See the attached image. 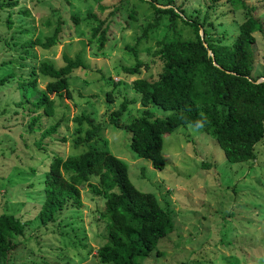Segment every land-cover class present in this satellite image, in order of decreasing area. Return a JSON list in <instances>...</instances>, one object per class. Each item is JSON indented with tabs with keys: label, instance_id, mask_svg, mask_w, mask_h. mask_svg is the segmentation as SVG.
<instances>
[{
	"label": "rangeland",
	"instance_id": "rangeland-1",
	"mask_svg": "<svg viewBox=\"0 0 264 264\" xmlns=\"http://www.w3.org/2000/svg\"><path fill=\"white\" fill-rule=\"evenodd\" d=\"M155 1L163 4L167 0ZM244 1L253 5L252 13L262 22L264 32V0ZM172 3L180 6L187 17L211 21L208 34L222 36L224 43L237 32V22L244 10L233 9L228 0H172ZM113 4L120 5L122 10L136 7L137 18L125 17L120 10L108 14ZM101 5L103 9L99 8ZM90 12L110 21L108 40L101 53L87 38L89 27L95 22ZM71 14L77 15L78 20L73 21ZM151 16L148 3L138 0H16L10 7L0 9V79L13 73L0 82V212L13 213L24 223L22 234L13 239L19 242L9 251L6 264H110L99 262L95 255L96 247L107 236L105 219L101 216L103 195L92 192L86 183L80 189L78 208L68 205L54 221L44 224L37 216L43 198L36 173L40 170L39 159L45 153L41 147L62 156L81 150L84 146H72L77 135L72 117L81 111L101 124L99 136L91 141L122 159L132 184L152 192L171 214L172 230L157 240L139 264H179L184 260L188 264H264V136L255 145L254 157L229 162L211 135L202 136L194 124H178L162 135L164 165L158 169L150 159L138 156L130 148L129 131L108 120L109 112L123 97L131 101L121 116L122 123L141 114L144 108L155 116L170 112L153 103L141 105L139 93L130 83L135 75L119 72V64L134 62L125 45L136 46L143 59L146 49L155 45L164 25L148 29L147 36L135 43L140 25ZM58 20L62 37L57 43L46 48L35 43L34 56L19 57L23 40L43 41ZM187 31L185 28L181 36L186 37ZM254 46V74L262 79V32H256ZM76 54L80 55L82 66L75 68L68 78L71 96L51 94L50 114L41 109L30 112L16 104L20 98L16 74L26 77L29 62L37 64L44 59L57 67L64 63L63 55L73 58ZM153 75V66L140 67L139 76ZM46 79L38 77V87H43ZM32 113H38L39 117L30 131L27 123ZM56 121V131L42 139V129ZM84 127H88L86 123ZM57 135L65 139L56 141ZM89 181L97 182V177L90 176Z\"/></svg>",
	"mask_w": 264,
	"mask_h": 264
},
{
	"label": "trees",
	"instance_id": "trees-1",
	"mask_svg": "<svg viewBox=\"0 0 264 264\" xmlns=\"http://www.w3.org/2000/svg\"><path fill=\"white\" fill-rule=\"evenodd\" d=\"M138 1L148 3L152 16L140 25L135 43L147 36L150 28L164 25L163 31L155 40V45L146 49L145 59L139 56L136 46L125 45L134 62L119 64V72L135 75L130 83L132 89L139 93L141 105L153 103L170 112L155 116L144 108L141 114L122 123L121 116L131 101L123 97L109 112L110 123L129 131L130 148L138 156L150 159L152 166L158 169L164 165L162 135L178 124H194L202 131V136L211 135L229 162L254 157L255 145L264 136V77L258 79L260 75L254 74V43L256 32H262L263 38L264 32L262 22L252 13L253 5L244 0H228L233 9L241 7L244 10L237 22V32L229 42L224 43L222 36L208 34L207 28L213 24L211 21L208 23L205 18L198 20L185 16L183 9L174 5L172 0L163 4H157L155 0ZM15 2L0 0V9ZM119 10L125 12V17L137 18L136 7L122 10L118 4H113L107 13L115 14ZM89 15L95 22L90 25L87 38L101 53L108 40L110 21L93 12ZM70 17L73 21L78 20L77 15L71 14ZM123 22L128 23L125 19ZM185 28L189 33L183 37L181 33ZM23 30L28 31V28ZM61 37L62 26L58 20L52 33L43 41L38 38L23 40L19 57L34 56L32 45L35 43L46 48L57 43ZM208 49L212 55L207 53ZM261 56H264L263 52ZM63 59L64 63L57 67L44 59L37 64L29 62L26 77L16 74L20 97L16 104L30 112L41 109L43 113L50 114L51 94L61 96L64 93L70 97L68 78L75 68L82 66V61L79 54L73 58L63 55ZM150 65L154 67L155 75L139 76L140 67L148 68ZM10 76L13 73L5 74L0 82ZM38 77L47 78L43 87H38ZM108 94L106 96L110 98ZM38 117V113H32L27 123L30 131L35 128ZM72 119L77 134L72 146L84 147L65 156L41 147L45 153L39 159L41 171H36L38 187L43 193L38 219L44 224L54 221L61 209L69 206L78 208L80 189L86 183L88 189L102 194L104 199L101 216L105 219L107 236L95 249L97 260L110 264H139L155 247L157 240L172 230L171 214L159 204L152 192L140 190L132 184L122 159L91 141L99 136L100 123L94 122L85 111L73 115ZM84 123L88 127L85 128ZM57 125L56 121L42 129L41 138L51 137ZM54 139L63 141L65 136L57 135ZM90 176H96L97 182L89 181ZM23 227L24 223L13 213L0 212V264H6L9 251L19 242V239H13L22 234ZM73 241L79 243L76 238ZM179 264L188 262L184 260Z\"/></svg>",
	"mask_w": 264,
	"mask_h": 264
},
{
	"label": "water",
	"instance_id": "water-1",
	"mask_svg": "<svg viewBox=\"0 0 264 264\" xmlns=\"http://www.w3.org/2000/svg\"><path fill=\"white\" fill-rule=\"evenodd\" d=\"M207 53H208L209 55H212V52H211L210 49L207 50Z\"/></svg>",
	"mask_w": 264,
	"mask_h": 264
},
{
	"label": "clouds",
	"instance_id": "clouds-1",
	"mask_svg": "<svg viewBox=\"0 0 264 264\" xmlns=\"http://www.w3.org/2000/svg\"><path fill=\"white\" fill-rule=\"evenodd\" d=\"M198 123H199V122H198ZM199 126H201V127H202L203 125H202V124H199Z\"/></svg>",
	"mask_w": 264,
	"mask_h": 264
}]
</instances>
